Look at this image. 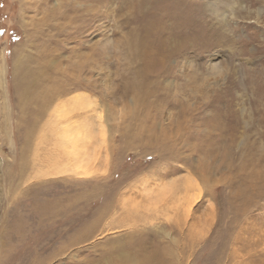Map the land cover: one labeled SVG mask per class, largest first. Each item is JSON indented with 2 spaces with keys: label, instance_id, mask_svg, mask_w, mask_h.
I'll list each match as a JSON object with an SVG mask.
<instances>
[{
  "label": "rangeland",
  "instance_id": "374dc122",
  "mask_svg": "<svg viewBox=\"0 0 264 264\" xmlns=\"http://www.w3.org/2000/svg\"><path fill=\"white\" fill-rule=\"evenodd\" d=\"M0 264H264V0H0Z\"/></svg>",
  "mask_w": 264,
  "mask_h": 264
},
{
  "label": "bare ground",
  "instance_id": "6f19581e",
  "mask_svg": "<svg viewBox=\"0 0 264 264\" xmlns=\"http://www.w3.org/2000/svg\"><path fill=\"white\" fill-rule=\"evenodd\" d=\"M131 41V40H130ZM128 44V43H127ZM130 45V44H129ZM136 54V52H133V48L131 47V49H130V53H129V57H135V56H137V55H135ZM212 74V73H211ZM58 93V92H57ZM61 93V92H60ZM55 95V94H54ZM48 98V97H47ZM44 102V101H43ZM53 101H51L50 99L49 100H46L45 102H44V105H42L43 107H48L51 103H52ZM41 106V107H42ZM44 110V109H43ZM60 111V110H59ZM99 115V114H98ZM99 118H101L100 116H99ZM78 132V131H77ZM65 133H67L66 131H65ZM69 134L67 133V136H68ZM78 136V135H77ZM63 143V142H62ZM66 143V142H65ZM62 154V153H61ZM55 155V154H54ZM79 161L80 162H78L75 166L76 167H74L73 168V170L72 171H74L77 175H81V176H84V175H86V174H88L89 173V170L85 167V165L83 164V162L79 159ZM82 162V163H81ZM56 164V163H55ZM69 165V164H68ZM74 165V164H73ZM65 171H67L66 169L63 171V172H65ZM62 172V171H61ZM60 173V172H59ZM55 174V173H54ZM57 175V174H56Z\"/></svg>",
  "mask_w": 264,
  "mask_h": 264
}]
</instances>
